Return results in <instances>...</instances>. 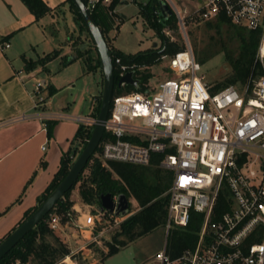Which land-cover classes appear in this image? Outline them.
Listing matches in <instances>:
<instances>
[{"label": "built area", "instance_id": "1", "mask_svg": "<svg viewBox=\"0 0 264 264\" xmlns=\"http://www.w3.org/2000/svg\"><path fill=\"white\" fill-rule=\"evenodd\" d=\"M113 1L83 0L91 14L102 7L112 18L117 15L110 9ZM161 1L171 8L184 37L185 49L168 58L174 78L112 98L106 137L95 158L105 166L108 162L147 166L153 155L162 156L160 167L172 173L166 192V234L186 227L191 211L202 214L194 248L176 257L164 248L155 254L157 264H264V0H201L190 12L178 10L172 0ZM221 14L234 25L260 31L256 62L261 74L239 88L211 91L198 75L200 65L185 30L188 24L212 21ZM169 31L164 28L162 33ZM0 47L5 50L9 44ZM112 62L118 79L134 73L135 66L123 64L119 56ZM41 86L35 87V108L43 103ZM74 120L90 128L96 123L92 115ZM221 197L224 209L217 212ZM92 214L95 225L107 223L105 217L121 223L127 216L97 207ZM88 219L92 221V216ZM48 224L57 230L59 216H51Z\"/></svg>", "mask_w": 264, "mask_h": 264}, {"label": "crops", "instance_id": "2", "mask_svg": "<svg viewBox=\"0 0 264 264\" xmlns=\"http://www.w3.org/2000/svg\"><path fill=\"white\" fill-rule=\"evenodd\" d=\"M43 1L50 12L37 20L21 0H0V44H9L0 47V240L37 206L62 155L74 153L79 128L74 119L94 116L102 91L100 69L88 71L77 57L78 39L86 34L69 3ZM53 53L52 59L37 63ZM37 83L43 103L35 108ZM47 121H56L50 134ZM70 201L74 229L68 230L69 237L67 223L60 224L55 233L66 237L70 249L72 243L78 244L75 250L83 249L97 238L94 221L88 219L92 206L82 202L78 188Z\"/></svg>", "mask_w": 264, "mask_h": 264}, {"label": "trees", "instance_id": "3", "mask_svg": "<svg viewBox=\"0 0 264 264\" xmlns=\"http://www.w3.org/2000/svg\"><path fill=\"white\" fill-rule=\"evenodd\" d=\"M66 1L69 3L79 29L84 30V32L88 34L73 3L71 0ZM119 1L120 0H114L110 9H115ZM21 2L37 20L50 12L49 7L43 0H21ZM134 2L138 5L139 13L144 18L147 25L157 33L161 40V45L158 49H151L133 56H123L120 53H114V56L121 57L123 64L135 66V70H133L134 77L139 82V89L136 90L129 85L123 86L120 89L115 86L113 97L130 92L145 91L146 84H148L152 75L143 72V69L148 70L160 64L164 59H168L175 53L185 49L184 43L179 45L175 41H169V39L164 37L161 33L164 28L169 30L174 27L177 28V21L174 14H171L167 18H163L162 16L158 18L153 9L157 8L158 0L150 5H143L137 0H134ZM100 8L101 7L93 11L92 16L107 42L105 34L108 32L109 26L105 25V27H101L98 18V15L102 14V11H99ZM103 11L107 19L109 18L111 21L112 17L108 15L107 10L103 8ZM197 23H204L206 30L214 31V36H210V41L213 47H217L218 49L216 53L209 52L205 53L204 56L196 55V58L200 63H204L208 58L222 53L225 64H227V68L229 69L228 72L225 73L223 79L210 88L211 91L219 90L230 85L239 88L249 80L257 78L261 74V69L256 62V53L260 41L259 30L253 31L234 25L222 14L215 20ZM232 43L237 45L236 50H232L230 46ZM95 53V56H91L88 50L83 52L77 51V57L83 59V63L86 65L88 71L100 69V62L96 50ZM54 56V53L47 55L37 63H44ZM114 77L116 83L118 81L116 72H114ZM100 100L101 95L98 98L96 113L94 114L95 118L99 111ZM55 123L56 121L46 122L49 134ZM91 131L92 128L79 125L75 135L77 146L74 153L70 155L67 152L62 155L59 169L45 192L38 199L37 206L47 198L65 177L73 162V157L80 153L81 149L85 146ZM105 137L106 134L103 135L102 141ZM99 150L100 147H98L93 156H91L72 188L55 205L50 213L0 260V264H63V260L66 257H71L70 248L55 231L49 227L48 221L51 216L58 215L60 224L70 222L72 215L70 211L72 206L70 195L78 183L79 197L86 205L97 207L99 205V197L104 194H111L113 197L124 194L127 199L133 198L139 206V211L136 214L131 216L130 219L120 223L119 231L113 238L115 242L109 245L104 260L118 253L119 250L128 243L150 233L159 226L165 225L169 202V197L166 192L172 182V173L160 167L159 164L162 156L153 155L147 166H136L118 162H108L107 166H105L95 158V154ZM85 171H87L86 176H84ZM36 207L25 213L24 220L28 218ZM223 209V198L221 197L218 201L216 211L220 212ZM201 222L202 214L191 211L190 220L186 227L173 229L171 244L168 250L171 257L180 255L186 249L194 248L198 239L197 233L200 229ZM121 236L125 237L126 241H118V237ZM1 241L2 240H0V242Z\"/></svg>", "mask_w": 264, "mask_h": 264}, {"label": "rangeland", "instance_id": "4", "mask_svg": "<svg viewBox=\"0 0 264 264\" xmlns=\"http://www.w3.org/2000/svg\"><path fill=\"white\" fill-rule=\"evenodd\" d=\"M154 1L157 0H142L138 2L143 5H150ZM172 2L178 10H187L190 12L198 7L201 0H172ZM115 10L117 15L111 18V21L109 18L107 19L102 7L99 10L100 12L102 11V14H99L98 11V18L101 27H105V25L109 26V30L105 35L110 50L114 53H120L123 56H133L160 47L161 40L155 30L147 25L146 21L139 13V7L134 0H120L115 7ZM67 21L68 23L71 22L69 20ZM84 33L86 35L82 34V37L78 39L79 41L77 42V45L80 46V49L77 51L83 52L88 50L91 56H95L96 53L93 43L88 34L86 32ZM185 33L188 46L193 53L195 61L200 65L198 75L203 77L204 82H206L208 86L213 87L223 79L225 73L229 70L227 64H225L222 53L208 58L204 63H200L196 58V55L204 56L205 53H216L218 48L213 47V44L210 41V36H214V31L206 30L204 23H191L186 26ZM162 34L164 35V33ZM166 36L171 37L173 41L179 45L184 43V37L178 27L170 29L168 34L164 35V37ZM230 46L232 50L237 49L235 43H232V45L230 44ZM143 72L152 75L148 82L151 88L157 86L160 82L174 78V74L168 70V59H164L160 64L155 65L148 70L143 69ZM78 155L79 153L75 156V159ZM75 159H73V161ZM86 175L87 171L84 172V176ZM78 186L79 183L72 191H75ZM128 202L129 213L124 221L139 211V206L133 198H128ZM89 210H91L90 216H92L93 220L95 214L92 213L95 212V206ZM104 219H107V223L95 225V234L97 236L96 241H91L85 248L83 247V249L76 250L75 246H78V244L72 243V248L70 249L72 250L71 259L75 264H157L155 260L156 252L163 250L164 248L167 252L169 250L173 229L170 230L169 234H166L165 227L159 226L150 233L128 243L125 247L120 249L117 254L104 260L109 245L115 242L113 238L118 233L120 226V223H117L116 221V224L113 218L105 217ZM67 225L68 228L65 233L67 232L68 234V230H73L74 226L71 220ZM102 229L106 230L101 232ZM56 232H58V230ZM57 235L60 234L58 233ZM69 235L70 234H68V236ZM60 238L63 241L66 240V237L60 236ZM78 239L82 240V242L84 241L81 238ZM119 240L126 241V238L121 236L118 237V241ZM85 250L87 253L83 254Z\"/></svg>", "mask_w": 264, "mask_h": 264}, {"label": "water", "instance_id": "5", "mask_svg": "<svg viewBox=\"0 0 264 264\" xmlns=\"http://www.w3.org/2000/svg\"><path fill=\"white\" fill-rule=\"evenodd\" d=\"M71 2L87 29L100 62L103 84L96 123L92 128L90 137L85 146L71 164L65 177L59 182L47 198L36 207L28 218L23 220L6 238L0 242V260L50 213L55 205L76 183L102 139L104 124L108 117L115 86L120 89L123 86L129 85L136 90L139 89V82L134 77L133 72H127L115 83L114 66L112 62L114 52L108 47L101 29L95 22L91 12L85 7L83 0H71ZM153 9L156 12H159L163 18H167L173 14L171 8L161 0H158L157 8ZM97 209L100 212L106 211L108 213H114L116 216L124 217L129 213V202L124 194L116 196V201H114V197L111 194H104L99 197V205L97 206ZM128 219H130V217Z\"/></svg>", "mask_w": 264, "mask_h": 264}, {"label": "bare ground", "instance_id": "6", "mask_svg": "<svg viewBox=\"0 0 264 264\" xmlns=\"http://www.w3.org/2000/svg\"><path fill=\"white\" fill-rule=\"evenodd\" d=\"M67 264H72L68 259H65V261Z\"/></svg>", "mask_w": 264, "mask_h": 264}]
</instances>
